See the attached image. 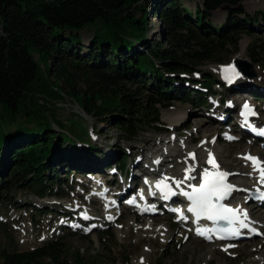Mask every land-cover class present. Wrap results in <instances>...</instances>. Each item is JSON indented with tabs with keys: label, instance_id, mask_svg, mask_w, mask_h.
I'll list each match as a JSON object with an SVG mask.
<instances>
[{
	"label": "trees",
	"instance_id": "16d2710c",
	"mask_svg": "<svg viewBox=\"0 0 264 264\" xmlns=\"http://www.w3.org/2000/svg\"><path fill=\"white\" fill-rule=\"evenodd\" d=\"M242 1L201 0L191 14L178 0H0V204H11L16 190L60 196L61 168L85 172L79 161L96 147L85 126L56 118L64 97L128 138L146 127L162 130L159 107L204 104L220 85L216 77L186 74L219 61L225 47L236 51L241 34L264 33V12L246 13ZM221 6L215 25L208 17ZM149 15L161 40L146 37ZM87 27L92 34L82 48L78 32ZM245 55L264 61V43L248 45ZM63 239L23 250L0 245V264H93Z\"/></svg>",
	"mask_w": 264,
	"mask_h": 264
},
{
	"label": "rangeland",
	"instance_id": "374dc122",
	"mask_svg": "<svg viewBox=\"0 0 264 264\" xmlns=\"http://www.w3.org/2000/svg\"><path fill=\"white\" fill-rule=\"evenodd\" d=\"M200 1L178 0L184 9L191 11V14ZM241 5L249 14L256 10L264 12V0H244ZM224 9L217 8L211 11L208 20L218 25L223 20ZM147 22V39L161 40L163 31L159 21L149 15ZM78 34L83 48L90 39L92 28H84ZM262 43L264 33L241 34L236 51L225 47L216 56L219 61L203 62L186 76L196 78L200 71L222 80L221 65L236 63L237 57L240 61L246 62L248 68L249 65L256 66L257 73L263 76L264 61L254 64L249 62L245 55L248 45ZM243 44L244 51L240 55ZM234 66L238 68L240 76L235 79L237 82L234 81L235 83L227 90L213 84L214 91L219 92L224 98L223 105L233 100L231 106H234L239 102L234 100L240 97L250 100L259 108L264 106L261 102L264 99V78L258 79L252 75L246 77L238 64ZM251 72L254 75V72ZM141 97L143 98V95ZM55 106L56 118L65 125L85 126L91 137V144L96 147L94 155L89 153L85 159L83 158L84 161H79L83 165L82 169L89 172V177H86L85 172L64 174L61 168L60 196L45 193L38 197L32 193H24L23 190L13 191L10 196V199H13L12 203L0 204V245L23 250L52 236H62L70 251L78 250L85 262L90 261L93 264H155L156 261H160L161 264H251L250 261L262 253L264 261L262 226L255 228L260 229L258 238L229 242L233 246L225 251L226 243L205 241L193 236L185 224H176L173 217L167 213H136L132 208H125L120 204L111 210H105L106 207L99 203L100 198L93 195L98 189H104V182L108 179L104 169L113 163L117 164L120 159L119 151L125 153V169L129 170L132 162L140 166L145 162L151 164L149 157L154 151L160 147H172L162 143L169 137H174L177 143L183 142L189 150L205 151L203 145L205 143L212 145L219 153L227 149L222 155L229 165L245 149L254 150L260 155L259 152L264 150L259 146L249 144L245 139L231 142L221 135L224 129L214 117H211L220 115L218 108L210 112L207 111L208 104L200 108L191 103L173 101L165 107H159L157 127L162 130L156 131L146 127L128 138L114 125L100 121L98 115H86L80 111L69 98L64 97L63 100L56 102ZM232 109L228 112L229 116L232 115ZM176 114H181V118L173 122L172 117ZM232 127L236 128L235 125ZM204 140L205 143L200 145ZM165 163L161 161L158 167H165ZM97 170H101V173ZM118 177L114 175V179L109 177L108 181L115 180L117 183ZM111 181L105 186L108 193L114 191L116 187L110 186ZM247 205L255 206L250 202ZM256 207L260 210H254V214L264 223V204ZM81 213H87L90 219L77 220ZM110 215L114 217L113 222L108 219ZM77 225L80 227H76Z\"/></svg>",
	"mask_w": 264,
	"mask_h": 264
},
{
	"label": "snow or ice",
	"instance_id": "6c2138e0",
	"mask_svg": "<svg viewBox=\"0 0 264 264\" xmlns=\"http://www.w3.org/2000/svg\"><path fill=\"white\" fill-rule=\"evenodd\" d=\"M226 78L231 82L233 77H238L239 73L234 67H228L225 70ZM247 113L255 114L249 108L247 104L244 105ZM261 135H264V130H261ZM229 139H235L234 137H229ZM192 159H195V154H190ZM244 159L251 161L253 170L259 173V182L264 184V166L259 158L247 155ZM207 163L211 166L205 168L202 173L201 182L198 185L190 184L189 187L191 191H183L182 194L187 197L190 201V205L187 208V212L194 215L196 222L201 219H206L213 222L226 221L229 227L218 228V229H201L197 228V235L206 236L207 239H212L211 235H206L209 232H218L220 235L217 236L218 239H231L241 235V230L248 229L249 231L255 233L256 229L251 226L252 221L249 219L246 210L239 207H229L222 201L226 200L233 191L238 190L235 186L227 182V178L230 175L226 171H221L220 166L215 160V158L210 154ZM194 171V168L186 169V173ZM170 177L165 176L163 179L159 180L156 187L163 194L165 200L170 199V197L176 195L172 187L167 183ZM195 177L191 175H186L182 179H176L174 181L176 188H180L181 184L185 180H192ZM259 192V189H257ZM102 195V194H101ZM259 199L264 200V192L260 193ZM129 203H135V200L129 201ZM173 211H180L179 209H173ZM84 219H90L87 213H84ZM108 219H113L109 216ZM181 219H187L181 213ZM94 227V225H93ZM90 230V229H88ZM230 247L233 245H229ZM227 249H225L226 251Z\"/></svg>",
	"mask_w": 264,
	"mask_h": 264
},
{
	"label": "bare ground",
	"instance_id": "6f19581e",
	"mask_svg": "<svg viewBox=\"0 0 264 264\" xmlns=\"http://www.w3.org/2000/svg\"><path fill=\"white\" fill-rule=\"evenodd\" d=\"M244 51V44L241 47L240 50V55H242ZM236 61L240 60V58H236ZM237 64V63H236ZM250 64V63H249ZM256 66L249 65V68L246 69V72L243 71V75L248 77V76H254L258 79L264 78V75L261 76V73H257L256 71ZM238 69V68H237ZM254 72L253 73L251 72ZM242 73V72H241ZM240 77V76H239ZM241 102H247V99H242L238 97L234 101ZM234 103L233 100L228 101L225 105H221V107H215V109L223 110V114L227 115L229 111H231L232 107L231 104ZM228 105V106H227ZM178 118H181V114H176L175 116L172 117V121L174 122ZM206 118V117H205ZM210 119V117H208ZM208 119V120H209ZM237 121L239 123L243 122V118L238 117ZM226 132H224L225 134ZM201 142L200 145H202ZM210 142V141H208ZM163 144H167V146H172V147H160L157 151L153 152V155L149 157V160H151L152 164L154 165L156 161L160 163L161 161H165L166 166L163 168H160L157 170V177L163 179L165 176L170 177L168 181H175L176 179H182L186 175H191L195 177L194 180L199 179V175H202L203 170L205 168H209L211 170V166L207 163V160L209 158V153L212 154V156L215 158L217 163L220 166L221 170L228 171L230 173L229 178L227 182L233 184L236 189L235 192H233V195L237 197V195H244L248 190H251L252 188L256 187L258 189H263L264 184H261L259 182V173L257 171L253 170V166L246 161L243 158V154L247 153V149L244 151H241L240 156H238L236 159L232 160V163L229 165L228 161L225 160V157L222 154L226 153L227 149H223L222 152H218L217 149H215L212 145H207L206 143L203 144L205 145V151H197L196 149L189 150L187 147H185L184 143H177L175 141L174 137H169L166 141H162ZM239 143V142H238ZM166 146V145H165ZM197 153H196V152ZM195 152V159L193 160L190 156V153ZM255 153V152H254ZM260 153V158L264 161V151L261 150ZM264 165V164H263ZM163 166V164H162ZM169 167V168H168ZM188 168H194V171L190 173H186V169ZM121 177V176H120ZM134 179V175L132 174L130 177V181ZM129 181V182H130ZM121 184H126L127 181L123 180L121 178L120 180ZM185 182L189 183L191 180H185ZM125 188V186L123 187ZM140 195H142V192H139ZM236 197H232L231 203L234 208L239 207L247 211L249 219L252 221L251 226L253 228H259L260 226L264 227V223L259 221L258 218H256L254 214V210L258 209L256 206L252 207L253 205H247L244 204L242 205V197H239L236 199ZM136 203H138V198H135ZM247 206V207H246ZM260 210V209H258ZM154 218V217H153ZM156 218V217H155ZM157 219V218H156ZM243 234L248 237V239H252L254 237L258 238L256 235H253L250 233L249 230L243 229ZM246 237V238H247ZM264 245V244H262ZM227 248H229V244H227ZM251 264H264L263 261V253L257 256L254 260L250 261Z\"/></svg>",
	"mask_w": 264,
	"mask_h": 264
},
{
	"label": "water",
	"instance_id": "95a60500",
	"mask_svg": "<svg viewBox=\"0 0 264 264\" xmlns=\"http://www.w3.org/2000/svg\"><path fill=\"white\" fill-rule=\"evenodd\" d=\"M220 8L223 9L224 6H221ZM237 64H238L239 68H240L242 71H245V72H246V69H247V67H248V64H247L246 62H242V61L238 60V61H237Z\"/></svg>",
	"mask_w": 264,
	"mask_h": 264
}]
</instances>
